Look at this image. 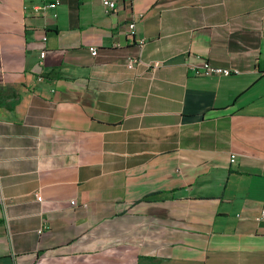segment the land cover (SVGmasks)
<instances>
[{
    "label": "crops",
    "instance_id": "1",
    "mask_svg": "<svg viewBox=\"0 0 264 264\" xmlns=\"http://www.w3.org/2000/svg\"><path fill=\"white\" fill-rule=\"evenodd\" d=\"M55 1L0 0V264H264V0Z\"/></svg>",
    "mask_w": 264,
    "mask_h": 264
},
{
    "label": "built area",
    "instance_id": "2",
    "mask_svg": "<svg viewBox=\"0 0 264 264\" xmlns=\"http://www.w3.org/2000/svg\"><path fill=\"white\" fill-rule=\"evenodd\" d=\"M124 1V0H100L101 6L104 10L105 13H110L116 10L117 5L119 2ZM60 4L59 0H56L53 3H49V4H45L43 5V9H47V8H56L58 5ZM135 27L134 23H131L128 25V30L132 31ZM46 38L43 39V41H45ZM140 46H143L144 43L142 41H140ZM89 53L92 57H96L97 56V49L93 48H89ZM45 57V52L41 51L40 52V62L39 65H42V60ZM138 64H140V61L137 60L136 58H130L127 61L126 67L129 70L134 69V67H136ZM160 67L159 63H154L151 67L152 71H156L158 68ZM196 75L198 76H215V75H229L230 72L226 69H221L218 67H214L212 65H210L209 63H204L202 66V70L199 72H195ZM36 200L38 202H41V198L38 197V195L36 196ZM70 205L75 206V202L71 201ZM260 221L264 222V209L261 210L260 212V216H259ZM42 230L38 231V234H41Z\"/></svg>",
    "mask_w": 264,
    "mask_h": 264
}]
</instances>
